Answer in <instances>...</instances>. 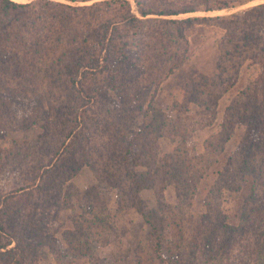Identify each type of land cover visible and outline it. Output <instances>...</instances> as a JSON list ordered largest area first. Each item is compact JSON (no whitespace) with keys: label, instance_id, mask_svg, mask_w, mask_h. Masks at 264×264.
<instances>
[{"label":"trees","instance_id":"16d2710c","mask_svg":"<svg viewBox=\"0 0 264 264\" xmlns=\"http://www.w3.org/2000/svg\"><path fill=\"white\" fill-rule=\"evenodd\" d=\"M244 1L191 0L182 6L173 0H134L135 12L131 0L84 5L0 0V140L8 130L41 129L34 138H11L9 150L0 151V264H40L46 247L58 264H75L81 257L90 264H237L241 255L239 264H264V133H259L264 131V103L257 106L251 95L235 101L224 131L206 142L205 153L197 152L183 118L169 121L153 113L137 120L143 114V98L153 99L160 85L188 60L192 30L215 19L237 49L240 41L243 47L259 48L255 56L263 77L254 88L264 93V3L242 17H174L230 9ZM226 52L232 53L229 48ZM199 84L188 85L193 100L201 92ZM149 104L146 114L152 111ZM96 105L101 110L108 106L103 111L114 120L132 121L131 137L121 135L128 145L120 151L118 174L100 171L91 157L104 150L90 151L95 147L83 127L90 112L96 114ZM238 120L248 125L247 135L210 190L206 211L195 213L199 184ZM53 129L60 137L51 142L46 135ZM165 133L180 137V144L160 163L159 137ZM84 164L91 165L98 184L82 193L78 200L84 211L75 212L73 228L60 238L52 229L64 205L75 210L73 179ZM248 176L253 182L236 226L229 222L219 191L240 190ZM169 186L174 187L175 202L166 198ZM143 189L153 190L155 207L143 199ZM130 208L143 217L148 230L134 237L136 250L126 252L122 240ZM109 243H116L117 250L101 254ZM238 246L240 252L232 260Z\"/></svg>","mask_w":264,"mask_h":264},{"label":"rangeland","instance_id":"374dc122","mask_svg":"<svg viewBox=\"0 0 264 264\" xmlns=\"http://www.w3.org/2000/svg\"><path fill=\"white\" fill-rule=\"evenodd\" d=\"M27 2L30 0H20ZM61 1L64 3H70L73 5H84L91 4L101 0H90L86 2H71L69 0H54ZM186 1L191 0H173L176 5H184ZM239 1V0H231ZM133 5V10L137 12V6L134 0H131ZM264 3V0H245L244 2L236 3V6L230 9L221 10H198L195 12L182 13L174 17H188V16H208L215 18L217 16H230L233 13L242 14L250 9H253L257 5ZM186 5V4H185ZM227 29L220 23L219 20H211L209 22L199 23L189 34V41L191 44V49L189 50L190 56L185 64L176 68L174 72L160 85L156 95L153 99L151 96L144 97L142 100L143 111L139 118V122L143 119H148L152 117L153 113H157L163 118H168L169 121L177 120L183 118L186 123H189V130L193 135V143L195 144L198 153H205L206 142L216 134L224 131L223 124L229 121V107L238 100V103L246 99L247 96H252L256 100V105L260 106L264 103L263 97L264 93L257 91L254 88L255 83L258 81L262 71V65L259 63L256 53L259 54L258 47H243L242 41H240V48H236V44L229 43L225 37ZM242 33V31H241ZM264 46V39L262 41ZM226 48L232 52H226ZM245 49V50H243ZM222 56V57H221ZM221 57V58H220ZM263 57V56H262ZM225 61L221 63L222 60ZM263 72V71H262ZM191 82H198L199 90L201 91L193 100L189 96V84ZM216 82V86L214 83ZM112 96H115L112 90ZM257 91V92H256ZM204 92V95L202 93ZM59 93V92H58ZM152 93V89H151ZM215 94V96H214ZM199 100V96H201ZM60 97V96H59ZM199 101H203L204 104H200ZM150 103V104H149ZM152 107L147 114L144 113L149 107ZM100 105V104H99ZM99 105L93 106L96 110V114L92 111L90 116L86 120L84 131L90 135L91 146L95 147L90 151H97L96 148H103V151H97V153H91V157L98 169H107L110 174H118L120 170L118 165L121 162L120 151H123L128 145L127 141L133 134L131 131V119L128 118L126 121H119L118 119L110 117L109 114L104 111H108V106L104 107V111L99 108ZM261 107V106H260ZM145 109V110H144ZM264 115V104L261 107ZM140 112L138 110L133 113L134 116H138ZM144 115V116H143ZM146 115V116H145ZM166 115V116H165ZM165 116V117H164ZM237 117V116H236ZM231 119V118H230ZM8 119H4L3 122L7 123ZM236 122L234 128L230 132V139L225 142L220 149L218 158L209 165L206 169L197 193L195 195V200L193 202L192 211L195 213L206 211L207 203L210 199L209 192L215 186V182L220 178V173L223 171V167L227 166L228 158L238 151V145L240 144L242 138L247 135L248 125L245 121ZM8 129V124H6ZM81 127V125L79 126ZM137 129L136 127L134 130ZM172 130V127L167 129ZM9 131V134L5 139L0 140V151H6L12 145L11 138H23L30 137L34 138L40 134L41 129L38 126L31 127L28 130H23V128L15 129L14 131ZM52 135H46L48 141L53 142L54 139H58L59 133L53 129ZM260 134L264 131H260ZM54 135V137H53ZM121 135H126L128 139L123 140ZM180 137H172L171 135L165 133L163 136L159 137V159L160 163L163 162V158L170 152H173L175 147H177ZM185 144L182 143V147ZM5 148V149H4ZM116 151L115 155L100 157L104 151L108 150ZM9 149H7L8 151ZM138 170H144L145 166H138ZM112 175V176H113ZM253 178L251 176L247 177V180L243 182V186L240 190L222 188L219 192L221 193V202L223 203L224 210L228 215L229 222L233 225H238L240 220V214L242 209V204L246 196L250 192L252 186ZM73 195L71 202L74 204V209L69 205H64L61 210L57 221L52 229L53 234L62 238V233L66 229L73 228V217L75 212L82 213L84 211L83 207H80V200H78L82 193L88 188L92 187L94 184H98V179L91 168V165L84 164L80 169L79 173L73 179ZM66 190V189H65ZM141 196L145 199L149 207L156 206V196L151 189H143L141 191ZM166 198L169 202H175V190L173 186H169L166 190ZM115 193H113V200L111 207L115 206ZM213 201V200H212ZM85 216L92 217V214L85 212ZM123 221V220H122ZM126 224V235L124 236L122 242L123 247L126 252L135 251L136 247L139 245L138 242L134 240V237L138 234L144 233L148 230V225L144 221L143 217L137 213L134 209L130 208L127 210L126 219L124 221ZM124 226V225H123ZM146 234V233H145ZM139 235V236H140ZM144 237V235H143ZM142 237V238H143ZM132 241V243H131ZM244 241V240H242ZM245 243L242 242L240 246ZM239 245V244H238ZM240 246L233 252V259H237V264H239L242 255L235 259L236 253L239 254ZM260 254L264 256V245H261ZM117 250L116 243H109L101 248V254L108 255L110 252ZM46 254L43 255V260L40 264H58L54 255L49 252L48 247L45 248ZM256 259L254 258V263ZM75 264H90V261L86 257H81L75 260Z\"/></svg>","mask_w":264,"mask_h":264},{"label":"bare ground","instance_id":"6f19581e","mask_svg":"<svg viewBox=\"0 0 264 264\" xmlns=\"http://www.w3.org/2000/svg\"><path fill=\"white\" fill-rule=\"evenodd\" d=\"M16 1V0H15ZM17 1H20V0H17Z\"/></svg>","mask_w":264,"mask_h":264}]
</instances>
